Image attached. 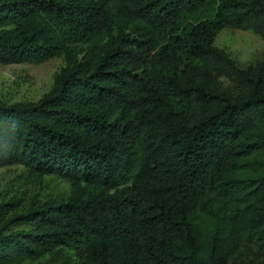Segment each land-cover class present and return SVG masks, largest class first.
<instances>
[{"label":"trees","instance_id":"trees-1","mask_svg":"<svg viewBox=\"0 0 264 264\" xmlns=\"http://www.w3.org/2000/svg\"><path fill=\"white\" fill-rule=\"evenodd\" d=\"M264 0H0V66L64 62L38 102L0 100V169L70 194L9 216L0 264H264Z\"/></svg>","mask_w":264,"mask_h":264},{"label":"rangeland","instance_id":"rangeland-1","mask_svg":"<svg viewBox=\"0 0 264 264\" xmlns=\"http://www.w3.org/2000/svg\"><path fill=\"white\" fill-rule=\"evenodd\" d=\"M215 46L230 55L240 66L249 67L264 61V41L251 31L222 30ZM64 67L60 58L41 65L0 66V100L9 104L38 102L54 85L56 75ZM70 194L67 180L57 177L37 178L23 166L0 169V206L15 203L9 216L50 200H62ZM47 259L37 263L45 264Z\"/></svg>","mask_w":264,"mask_h":264}]
</instances>
